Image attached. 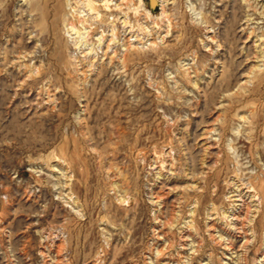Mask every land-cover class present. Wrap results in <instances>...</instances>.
<instances>
[{
  "label": "rangeland",
  "instance_id": "rangeland-1",
  "mask_svg": "<svg viewBox=\"0 0 264 264\" xmlns=\"http://www.w3.org/2000/svg\"><path fill=\"white\" fill-rule=\"evenodd\" d=\"M0 264H264V0H0Z\"/></svg>",
  "mask_w": 264,
  "mask_h": 264
},
{
  "label": "bare ground",
  "instance_id": "bare-ground-1",
  "mask_svg": "<svg viewBox=\"0 0 264 264\" xmlns=\"http://www.w3.org/2000/svg\"><path fill=\"white\" fill-rule=\"evenodd\" d=\"M90 2H91V1H90ZM158 2H160V0H152V3L154 4L155 8H157ZM88 3H89V2H88ZM91 3H92V2H91ZM91 3L89 4V6L91 5ZM106 3H107V2H106ZM106 3H105V4H106ZM93 7H94V5H93V6H92V5L90 6V8H89L90 11H93V10H94ZM154 12H155V11H154ZM71 29H72L73 31H75V32H78L74 27H72ZM231 182H232V181H231ZM238 187H239V186H238ZM237 189L239 190V188H237ZM252 191H253V190H252ZM71 194H72V193H71ZM68 195H69V194H68ZM255 195H256V194H255ZM71 196H72V195H71ZM252 196H253V195H252ZM252 196H251V197H252ZM69 197H70V196H69ZM73 197H74V196H73ZM251 197H250V198H251ZM255 198H256V196H255ZM69 199H70V198H69ZM257 199L259 200L260 198L257 197L256 200H257ZM71 200H72V199H71ZM254 200H255V199H254ZM73 201H74V200H73ZM73 201H72V202H73ZM251 201H252V200H251ZM259 201H260V200H259ZM75 202H76V201H75ZM254 202H255V201H254ZM252 203H253V202H252ZM74 204H75V203H74ZM256 204H257V203H256ZM253 205H254V203H253ZM257 205H258V204H257ZM258 208H259V207H258ZM256 210H257V209H256ZM253 217H254V215H253ZM253 217H251V218L253 219ZM252 219H251V221H252Z\"/></svg>",
  "mask_w": 264,
  "mask_h": 264
},
{
  "label": "water",
  "instance_id": "water-1",
  "mask_svg": "<svg viewBox=\"0 0 264 264\" xmlns=\"http://www.w3.org/2000/svg\"><path fill=\"white\" fill-rule=\"evenodd\" d=\"M149 7L155 10V6L152 3V0H149Z\"/></svg>",
  "mask_w": 264,
  "mask_h": 264
}]
</instances>
